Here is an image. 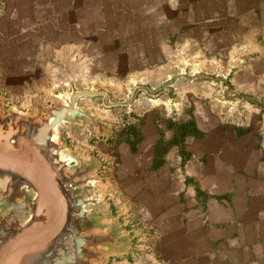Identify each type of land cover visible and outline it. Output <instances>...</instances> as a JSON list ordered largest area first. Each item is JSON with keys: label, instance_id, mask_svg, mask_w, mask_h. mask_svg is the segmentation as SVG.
<instances>
[{"label": "crops", "instance_id": "obj_1", "mask_svg": "<svg viewBox=\"0 0 264 264\" xmlns=\"http://www.w3.org/2000/svg\"><path fill=\"white\" fill-rule=\"evenodd\" d=\"M12 43L15 53H6ZM216 70L230 73L229 93L222 102L203 104L210 117L237 114L246 128L259 126L264 0H0V80L9 92L4 101L25 112L44 115L53 104L49 93L154 88L149 82L165 74ZM87 99L78 105L89 110L80 103ZM189 100L180 99L173 110L162 101L157 110L173 123L190 110L194 138L192 130L178 141L158 131L135 152L122 150L115 129L112 138L89 140L80 126H59L73 153L101 162L105 182L98 192L104 191L113 220L132 241L128 256L108 264H264V160L251 175L238 172L234 192L232 176L215 183L202 160L209 146L200 149L197 139L199 104ZM27 104L40 107H22ZM106 115L98 118L112 125L109 117L115 116ZM160 141L170 144L158 158L160 169L180 173L148 170ZM262 146L247 147L262 152Z\"/></svg>", "mask_w": 264, "mask_h": 264}, {"label": "water", "instance_id": "obj_2", "mask_svg": "<svg viewBox=\"0 0 264 264\" xmlns=\"http://www.w3.org/2000/svg\"><path fill=\"white\" fill-rule=\"evenodd\" d=\"M179 78L216 80L180 72L157 89L135 86L121 101L106 90L72 88L48 94L53 104L44 115L8 106L0 96V264H108L128 254L132 241L120 222H111L105 196L85 191L101 181V162L73 153L59 126H80L89 140L111 138L112 125L79 100L100 98L104 109L126 108L141 93L156 100Z\"/></svg>", "mask_w": 264, "mask_h": 264}, {"label": "rangeland", "instance_id": "obj_3", "mask_svg": "<svg viewBox=\"0 0 264 264\" xmlns=\"http://www.w3.org/2000/svg\"><path fill=\"white\" fill-rule=\"evenodd\" d=\"M6 53H15V49L13 48V43L10 44L6 48ZM187 68L194 69L195 67L188 66ZM179 73V72H178ZM188 73V72H187ZM177 73L172 74H165L160 79L155 81L149 82L154 88L157 89L162 84L168 80L171 76ZM188 74H203L206 76H210L216 78V80H194L188 81L182 78L175 80L168 90L159 96L156 100H152L148 98L144 93L138 95L137 99L128 107L126 108H114V109H104L101 105L100 98H89L86 101H81L80 103H84L87 105L89 111L96 114L97 117L104 118L106 114H113L115 117H109V121L112 123V129H115L119 134L120 138L116 140L117 144H121L122 150L124 151H137L136 147H141L147 143L145 140H148V143L153 139V135L158 132L162 131L168 136H171L173 141H178L179 135L185 136L190 134L192 130L193 138L195 137V122L190 121V110H185V116L180 122L173 123L170 120L160 119L158 117L159 110L158 107H162V101L168 102V108L172 110L176 108V102L180 103V99L190 98L194 99V101L198 102L199 104V114H200V121H199V133L197 139L199 141V146L201 148H206L205 146H209L208 149L210 151L204 153V163L208 164L207 167L210 168V172L213 174L215 178V183L217 182H224L227 181L228 176H232L231 178V188H233L232 192L235 191L236 187L238 186V179L239 176L238 172H245L247 174H252L255 171L257 163L259 161L264 160V105L258 106L262 114V121L259 122V126L254 127V122L251 127L246 128V121H239L238 115L235 114L231 116L228 115H220L218 119L211 118L209 113H207L206 107H203V104L209 103L211 101H220L227 99L229 93L228 87V78L230 73H225L221 70L216 71H199L198 73H188ZM2 76H0L1 78ZM163 79H166L165 81ZM93 89V88H92ZM6 89L4 85L1 84L0 80V96H7L9 92L5 94ZM61 91L60 88H56L54 92ZM109 91L111 93V98L113 101H121L126 99L131 92L130 87H110ZM53 94V93H49ZM13 95V94H11ZM231 97H234L231 95ZM9 98V97H8ZM15 101V99H13ZM50 100V99H49ZM47 100V101H49ZM189 100V101H190ZM151 104L154 105L155 107ZM219 104V103H218ZM223 104V103H220ZM22 107L37 109L40 106H34L27 104L26 106L22 105ZM252 107H255L252 105ZM237 106L235 107V109ZM248 108V106H247ZM252 110V108H249ZM150 112V116L148 119L143 118L144 114ZM173 112V111H172ZM152 118H155L153 120ZM114 127V128H113ZM63 128V127H62ZM76 128V127H74ZM254 130H257L254 132ZM59 135L63 140V136ZM114 135V131H113ZM111 136V138L113 137ZM182 137V139H184ZM65 142V141H64ZM254 144H262V152H253L247 146H254ZM169 143H161L158 142L153 149V154L155 155L156 160L154 161V165L152 168L148 169L149 171H166L167 173L177 172L180 173V169H160L161 161L158 159L160 157L161 152L169 147ZM77 147V145H74ZM219 150L218 152L211 150ZM253 152V153H252ZM86 157V156H84ZM91 157V156H90ZM182 157V156H181ZM87 158V157H86ZM89 158V157H88ZM186 155L183 154L182 160H185ZM229 167V168H228ZM208 169V168H207ZM209 170V169H208ZM230 172L227 174V172ZM101 172H103L102 164L101 169L97 172V175L101 177ZM233 178H235L233 180ZM105 180L103 181L101 177V181L96 183L95 186H88L85 188V191L88 195L98 196L102 194L105 196L104 191L98 192L101 189L102 183L104 184ZM107 188L108 185H105ZM106 197V196H105ZM106 199V198H105ZM106 203V202H105ZM107 204V203H106ZM111 209V208H110ZM112 211V210H111ZM111 222H116V220H112ZM120 222V221H117ZM121 226L122 223L120 222ZM123 228V226H122ZM123 233L125 234V230L123 228ZM126 235V234H125ZM132 248L128 251L127 255H123L120 257H111V259L121 258L129 255V252ZM108 262V263H109Z\"/></svg>", "mask_w": 264, "mask_h": 264}]
</instances>
